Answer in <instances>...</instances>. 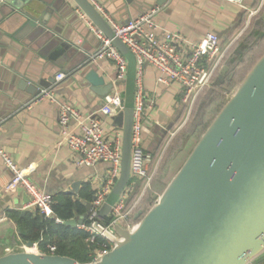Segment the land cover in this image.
<instances>
[{"label":"crops","instance_id":"0c3cea01","mask_svg":"<svg viewBox=\"0 0 264 264\" xmlns=\"http://www.w3.org/2000/svg\"><path fill=\"white\" fill-rule=\"evenodd\" d=\"M94 1L118 23H125L142 12L158 7L156 20L163 30L179 33L191 41L199 40L207 32H215L223 47L236 42L232 48L230 46V58L243 55L251 36L263 33L257 25L261 23L264 27V0H244V7L227 0H162L161 5L157 4L159 0H135L131 4L127 0ZM25 7L33 13L34 18L31 19L38 27L25 28L19 37L17 35L27 23L13 17L16 21L14 25V19H8L0 11V146L20 166H31V180L39 189L52 194L56 202L66 195L83 202L85 213L75 219L85 221L87 205L92 204L97 190L103 185L110 165L107 162L92 167L76 165L78 154L67 145L59 144L60 104L71 102L82 114L97 112L103 99L98 93L107 92V95L111 91L107 89L111 84L109 76L115 73L114 63L109 59L94 63L98 66L99 76L105 81L104 85L95 87L84 80L78 81L74 76L68 77L69 73H66L63 81L50 85L51 88L57 87L59 103L48 99L35 102L37 94L18 89L21 75L37 80L54 76L59 70L63 73L61 62L65 68H74L84 54L96 52L100 42L90 32L74 0H31L26 2ZM254 16L260 19L253 24ZM39 28L43 31L37 30ZM157 76V70L145 67L143 81L147 109L143 147L153 155L161 146V129L176 123L171 133L177 131L184 109L179 102L178 87L175 84L169 88L157 85ZM98 116L110 141L122 135V127L116 124L114 117ZM173 138L165 141L159 157L150 165L152 168L160 163L162 152ZM176 164L174 160L173 165ZM11 177L12 173L0 160V256L5 254L6 249H15L22 242L17 226L7 219V211L25 210L30 199L22 187L12 192L4 191ZM75 183L80 184L77 191L73 190ZM141 185V180L131 178L132 197L141 192ZM111 192L106 195L105 201L114 204L118 199L114 201ZM251 264H264V255Z\"/></svg>","mask_w":264,"mask_h":264},{"label":"water","instance_id":"95a60500","mask_svg":"<svg viewBox=\"0 0 264 264\" xmlns=\"http://www.w3.org/2000/svg\"><path fill=\"white\" fill-rule=\"evenodd\" d=\"M27 1L31 0L0 1V11L8 19L16 17L27 23L18 37L25 28L38 27L31 19L33 13L25 7ZM74 1L128 60L123 93L125 110L114 116L123 130L121 173L110 194L115 201L131 180L136 60L90 0ZM134 1L127 0L129 4ZM157 4H163L162 0ZM90 56L84 54L74 68H65L62 62L60 67L69 73L68 77L74 76L80 82L84 80L95 87L104 85ZM227 70L228 66L223 65L221 73ZM59 71L37 80L21 75L18 89L39 94L55 82ZM111 88L112 84L107 90ZM106 93H98L102 103ZM175 125L161 129L160 144ZM79 185L75 183L73 190L77 191ZM154 200L143 217V211L136 214L135 219L139 220L133 228L117 223L113 226L115 235L106 233L113 248L99 260L81 263L60 254L6 249L0 256V264H251L264 255V54ZM91 205H87L86 217ZM112 205L106 201L100 208L95 223L98 230L102 229L101 222L109 216ZM82 222L72 218L64 223L75 227Z\"/></svg>","mask_w":264,"mask_h":264},{"label":"built area","instance_id":"2783aa9c","mask_svg":"<svg viewBox=\"0 0 264 264\" xmlns=\"http://www.w3.org/2000/svg\"><path fill=\"white\" fill-rule=\"evenodd\" d=\"M227 1L240 7L244 4V0ZM90 2L96 6L95 8L111 26L114 35L129 48L136 60L130 172L131 178L141 180L142 184L141 192L136 194L137 196L135 195L136 197L131 203L129 202L133 198L131 196L133 188L129 184L112 205L108 216L111 218L110 221L108 223L101 222V230L95 227V223L99 220V210L106 202L105 197L111 192L120 177L122 163V135H118L115 141H110L106 137L102 120L98 115L114 117L125 110L123 93L127 79L128 60L103 30L79 9L90 32L100 42L98 50L90 56L91 61L96 63L98 60L109 59L114 63L115 70L114 75L109 76L112 84L111 91L104 97V102L97 112L82 114L71 102H65L60 104L59 114V144L67 145L78 154L76 165L92 167L100 162H107L110 165L103 185L95 194L86 221L77 225L89 233V237L86 239L88 244L95 243L98 236L107 240V243H103L102 247L93 250L92 261H96L113 248V243L107 238L106 233L115 235L113 230L115 224L120 223L128 229L135 226L137 222L131 218L136 214L146 190L151 188L157 174L159 162L152 168L151 164L155 161V157L143 147V127L147 109V94L143 81L145 67L151 66L158 71L157 85L169 88L175 84L178 87L179 102L183 108H186V120L179 125L182 127L189 118L199 94L209 85L216 70L223 65L233 41L223 47L219 35L215 32H207L199 40L191 41L179 33L163 30L156 20V15L160 10L158 7L142 12L136 18L125 23H118L94 0H90ZM161 30L163 31L161 32ZM65 78L66 73H58L55 76V84ZM56 90V86L43 89L36 95L34 101L48 99L52 103H59ZM180 127L177 126L176 130L179 131ZM178 131L170 132V138L174 137ZM0 160L4 167L12 173L4 191L12 192L22 187L30 197L24 207L25 210L38 209L46 217H54L55 198L52 194L39 189L31 180L32 167L20 166L1 146ZM56 221L62 222L57 218ZM8 250L56 254L54 244H48L46 250L43 251L37 243L28 247L26 243L21 242L15 249L8 248Z\"/></svg>","mask_w":264,"mask_h":264},{"label":"trees","instance_id":"16d2710c","mask_svg":"<svg viewBox=\"0 0 264 264\" xmlns=\"http://www.w3.org/2000/svg\"><path fill=\"white\" fill-rule=\"evenodd\" d=\"M258 19H260L259 16H254L252 18L253 24ZM257 26L262 28L263 33L258 34L260 38L258 35L251 36V39L246 42L243 55H235L233 58L228 56V53L236 42L228 50L223 61V65H227L228 70L222 74V65L216 70L213 76V79H218L221 86L215 87L217 82L215 85L214 80L211 86L205 87L199 94L192 107L191 114L185 122L186 124H184V127L174 136L168 147L164 150L151 188L146 190L136 210V214H138L139 211H143L141 215V217H143L149 211L155 202L154 196L161 194L165 189V186L173 174L172 169L176 167L177 170L181 166L190 148L201 138L202 131L206 128L211 119L209 121L207 120L210 117L212 118L217 112V108L214 105L217 100H215V97L221 99L222 96H225L231 86L240 82L255 62L264 54V27L261 26V23ZM218 88H224L225 91L219 93L217 92ZM200 106H203V111L199 112L197 116ZM185 114L186 108L183 109L178 124L183 122ZM169 137L170 134L162 141L160 148H158L154 154L155 158L159 157L165 141L168 140ZM174 160H178L176 165H173ZM134 199L135 196L129 203ZM53 209L55 216L50 218L41 214L38 209H14L8 210L6 214L7 219L13 221L17 226L22 242L37 243L39 248L43 251L46 250L48 244H54L56 246V254L74 258L81 263L90 262L93 259V250L102 247V244L107 243V240L102 236H98L95 243L88 244L86 239L89 237V233L85 229L64 223L69 219L81 216L85 213L83 202L72 198L70 195H66L63 199L54 204ZM136 214L131 218V220L135 222L139 220L135 219ZM56 218L60 219L62 222H57ZM110 219V217H106L103 222L108 223Z\"/></svg>","mask_w":264,"mask_h":264},{"label":"rangeland","instance_id":"374dc122","mask_svg":"<svg viewBox=\"0 0 264 264\" xmlns=\"http://www.w3.org/2000/svg\"><path fill=\"white\" fill-rule=\"evenodd\" d=\"M236 58V57H235ZM245 78V76L242 78V80L240 81V82H237V83H235V84H233L232 86H231V88L227 91V93H226V95L225 96H222L221 97V99L220 98H218V97H215V100H216V102H215V100H214V102H215V106H216V108H217V112L214 114V116L211 118H209L207 121H209L210 119V121H209V123H208V125L206 126V128L202 131V133H201V136L204 134V132L208 129V127L211 125V123L214 121V119L217 117V115L220 113V111L222 110V108L224 107V105L228 102V100L231 98V96L234 94V92L236 91V89H237V87H238V85L243 81V79ZM214 80H215V78L213 79H211V81H210V83H209V85H208V87L209 86H211L212 84H213V82H214ZM217 82V85L215 84ZM214 84L216 85L215 87H219V86H221V84H219V81H218V79H216L215 80V82H214ZM224 85V84H223ZM214 86V85H213ZM212 86V87H213ZM225 91V89L224 88H218V90H217V92H219V93H223ZM199 111L197 112V116H198V113L199 112H202L203 111V106H200L199 107V109H198ZM184 120H186V118L184 117V119H183V121ZM199 121V120H198ZM183 123V122H182ZM181 123V124H182ZM186 124V123H185ZM178 125V127H180L179 125L180 124H177ZM184 127V125L182 126V127H180V129H179V131L182 129ZM188 144V143H187ZM196 144V143H195ZM195 144H193V146L190 148V150L188 151V153L186 154V156H185V158H184V161H185V159H186V157L188 156V154L191 152V150L193 149V147L195 146ZM183 161V162H184ZM176 163H178L177 161H176ZM183 164V163H182ZM181 164V165H182ZM181 167V166H180ZM179 167V168H180ZM178 168V169H179ZM178 169L176 170V167L175 168H173L172 169V172H173V174H172V176L170 177V179L169 180H171V178L175 175V173L178 171ZM154 204V203H153Z\"/></svg>","mask_w":264,"mask_h":264}]
</instances>
